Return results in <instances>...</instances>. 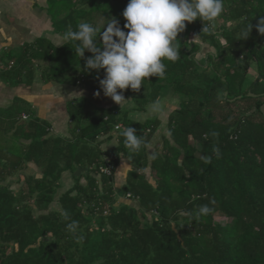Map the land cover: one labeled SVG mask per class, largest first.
Masks as SVG:
<instances>
[{
	"label": "trees",
	"instance_id": "trees-1",
	"mask_svg": "<svg viewBox=\"0 0 264 264\" xmlns=\"http://www.w3.org/2000/svg\"><path fill=\"white\" fill-rule=\"evenodd\" d=\"M47 2L54 32L64 34L82 22L102 30L110 18L123 27L128 0ZM224 5L229 24L216 18L214 32L203 31L199 18L185 22L175 41L179 59L163 61V78L123 90L131 105L70 101L69 137L51 134L19 99L0 109V264H264V35L253 27L241 38L264 17V0ZM77 43L39 37L7 50L0 79L85 85L103 94L104 70H86L92 53L79 58ZM203 45L213 50L198 58ZM167 88L184 98L151 147L163 119L130 114L146 113ZM128 126L148 147L133 153L125 146L120 129ZM114 137L117 144L104 152ZM123 163L126 177L117 186ZM29 164L40 175L24 173ZM67 175L71 186L58 195ZM201 205L210 211L197 218Z\"/></svg>",
	"mask_w": 264,
	"mask_h": 264
},
{
	"label": "clouds",
	"instance_id": "clouds-1",
	"mask_svg": "<svg viewBox=\"0 0 264 264\" xmlns=\"http://www.w3.org/2000/svg\"><path fill=\"white\" fill-rule=\"evenodd\" d=\"M224 8V0H128L121 13L125 21L123 27L116 18H110L102 30L82 22L77 30L65 32L63 39L78 42L74 50L79 58L84 56L85 50L92 53L85 61V69H95L97 73L104 70V77L99 78L100 89L120 105L125 99L123 90L139 91L145 79L151 76L163 78L166 71L163 61L179 59L180 50L175 41L185 29L186 21L199 18L203 22V31L214 32V21ZM253 27L264 35V17H260L255 25L248 24L241 38H247ZM97 34L102 47L97 45ZM99 94L98 91L96 95ZM156 108L154 105L153 109ZM120 135L133 153L148 147L144 137L137 135V130L131 126L120 129ZM156 156L153 152L151 158L156 159ZM209 211L207 205H201L194 216L199 218Z\"/></svg>",
	"mask_w": 264,
	"mask_h": 264
},
{
	"label": "crops",
	"instance_id": "crops-1",
	"mask_svg": "<svg viewBox=\"0 0 264 264\" xmlns=\"http://www.w3.org/2000/svg\"><path fill=\"white\" fill-rule=\"evenodd\" d=\"M39 37H47L56 45L65 42L63 34L54 32L47 0H0V65L1 56L5 51L18 50L24 44L32 43ZM97 92L85 85L70 87L57 82L43 83L35 80L28 87L23 84L10 85L0 79V109H8L19 99L24 105L30 106L36 117L50 124L51 134L69 137L67 105L70 101L86 97L94 106H125L123 101L119 105L100 92L96 95ZM123 95L128 96L131 101L128 94ZM130 116L134 117L132 113ZM116 144L117 139L114 137L104 142L101 148L108 153ZM126 167L127 164L123 163L116 174L117 186L124 183ZM24 173L40 175L33 164H29Z\"/></svg>",
	"mask_w": 264,
	"mask_h": 264
},
{
	"label": "rangeland",
	"instance_id": "rangeland-1",
	"mask_svg": "<svg viewBox=\"0 0 264 264\" xmlns=\"http://www.w3.org/2000/svg\"><path fill=\"white\" fill-rule=\"evenodd\" d=\"M216 22H217L216 23L217 25H228L229 24L226 21V18H225V14L224 13H222L219 17H217ZM202 47H203V49L199 53L198 58H202L203 56H205V54H206L207 51L213 50L212 48H209L207 45H203ZM124 98L125 99L122 100V101L125 103V105L126 106L131 105V101H129L130 100L129 97L126 96V95H124ZM183 98L184 97H183L182 94L174 93L171 89H168L167 88V89H165L163 91L162 96L160 97L159 101L156 104H149L147 106V111H146L145 115H144V113H141V112L132 113V115L134 116L133 119H135V120H144L145 118H150L152 116H158L161 119H163V122H162L161 126L159 127V129H158L156 135L154 136V138L152 139L151 147H153L154 144L157 141L161 140L162 133H165L166 132V129H167V124H166V121H165L166 116L168 115V113L171 110H173V108H176L178 106V103ZM93 99L96 100L95 98H93ZM154 105L157 106L156 110L153 109V106ZM10 180H13V178L12 179H9V181ZM64 182L66 184H64L63 189L59 190L58 195H60L63 190H65L69 186H71V183H72L71 175L66 176L64 178ZM19 186H20V184H17V183H14L13 184V187L15 189L19 188ZM55 205H57V204H55ZM217 219L220 222H222L223 224L226 222V218H224V217H220L219 216V217H217Z\"/></svg>",
	"mask_w": 264,
	"mask_h": 264
},
{
	"label": "built area",
	"instance_id": "built-area-1",
	"mask_svg": "<svg viewBox=\"0 0 264 264\" xmlns=\"http://www.w3.org/2000/svg\"><path fill=\"white\" fill-rule=\"evenodd\" d=\"M22 117L25 119V118H27L28 117V115H26V114H23L22 115ZM103 170V172L104 173H107V174H109L110 173V170L108 169V168H104V169H102Z\"/></svg>",
	"mask_w": 264,
	"mask_h": 264
},
{
	"label": "water",
	"instance_id": "water-1",
	"mask_svg": "<svg viewBox=\"0 0 264 264\" xmlns=\"http://www.w3.org/2000/svg\"><path fill=\"white\" fill-rule=\"evenodd\" d=\"M249 95H252L251 93H249ZM242 96H239V98H241ZM232 100H234V99H232ZM261 111H262V113L264 114V104L261 106Z\"/></svg>",
	"mask_w": 264,
	"mask_h": 264
}]
</instances>
